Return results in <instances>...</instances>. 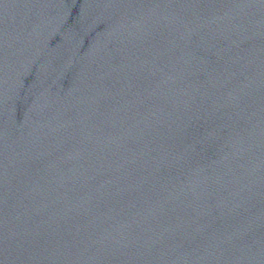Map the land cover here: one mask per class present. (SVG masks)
Masks as SVG:
<instances>
[{"label": "water", "instance_id": "95a60500", "mask_svg": "<svg viewBox=\"0 0 264 264\" xmlns=\"http://www.w3.org/2000/svg\"><path fill=\"white\" fill-rule=\"evenodd\" d=\"M0 264H264V0L0 55Z\"/></svg>", "mask_w": 264, "mask_h": 264}]
</instances>
